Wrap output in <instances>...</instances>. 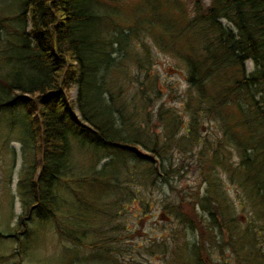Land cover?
<instances>
[{
    "label": "trees",
    "instance_id": "1",
    "mask_svg": "<svg viewBox=\"0 0 264 264\" xmlns=\"http://www.w3.org/2000/svg\"><path fill=\"white\" fill-rule=\"evenodd\" d=\"M136 1L147 12L128 20L106 8L119 0H18V12L0 19L7 44L0 50V112L24 108L42 164L23 170L20 193L23 186L28 190L18 219L46 212L59 236L110 258L114 250L87 240L99 234L100 216L111 215L90 204L92 198L105 206L95 197L129 198L134 184H170L183 170L173 158L176 149L197 165L200 178L196 190L178 191V201L162 211L172 210L197 234L178 258L231 264L206 254L208 244L223 242L235 257L246 254L241 264L264 263L257 247L264 232V0H209L206 6L198 0ZM142 31L183 87L161 80ZM248 61L254 65L249 73ZM70 133L109 160L97 170L103 158L97 155L87 173H71ZM140 165L146 169L137 175ZM62 180L76 203L56 193ZM82 188L90 195L85 201L78 196ZM141 203L148 205L143 197Z\"/></svg>",
    "mask_w": 264,
    "mask_h": 264
},
{
    "label": "rangeland",
    "instance_id": "2",
    "mask_svg": "<svg viewBox=\"0 0 264 264\" xmlns=\"http://www.w3.org/2000/svg\"><path fill=\"white\" fill-rule=\"evenodd\" d=\"M198 1L205 6L209 4V0ZM187 2L189 3V0ZM140 7L136 0H119L116 4L106 6L109 10L116 11L125 20H128L134 13L147 12L148 7L144 6L143 11ZM19 8L18 0H0V19L13 15L18 12ZM134 8L141 10L133 11ZM141 33L143 40L153 49L161 80L163 82L175 80L177 85L183 87L182 80L169 76V72L163 68L164 62L168 60L167 56L158 52L148 35H145L143 31ZM4 35L5 32L1 29V54L5 52L4 47L7 46ZM5 54H8V51ZM245 66L247 73L254 69V65L250 61L246 62ZM76 96L77 88L73 86L69 92L70 101L75 103ZM162 100L168 103L167 98ZM175 105L181 107L178 102ZM74 113L76 118H80L76 106ZM29 130L26 112L22 106L17 105L13 110L7 109L0 112V264H116L115 261L125 264L127 261L134 260L142 264H185L178 257H181L180 254L186 251V246H189L186 243L190 244L192 241H196L197 234L196 232L191 233L183 227L182 223L177 222L172 210L168 209L166 213L162 211L168 203L173 204L178 201V191L181 190L183 194H188L197 189V185L200 183L199 169L192 160H187V156L174 149L173 158L176 162H182L183 170L178 176L169 179L170 184L162 183L161 185L159 182L155 185L134 184L131 187V190L134 191L132 197H122L121 193L118 196L114 195L115 193L109 195L113 198L117 196V203L112 205H108V203L111 204L113 198L110 200L106 194L95 197V200L101 198L105 206L98 204L101 201H95L97 203L95 204L94 198L91 197L90 204L111 215L105 216V218L100 216L97 220L99 234L94 237L90 236L92 235L90 233L87 240L89 241V237L96 238L102 241L105 247L114 250L109 258L104 251L88 246H79L69 242L66 237L59 236L46 212L40 216L36 211H33V219H24L23 223L18 219V215L22 212L21 200L26 197L28 190V187L23 186V190H21L23 194L20 193L23 170L30 169L34 163L38 162L42 166L41 157L34 154L35 142L31 139ZM70 142L72 146L69 158L76 163V167L70 169L73 174H77L78 171L87 173L93 164H97V155L103 156L100 158L101 160H98L99 164L95 166L97 170L109 160L108 153L103 154L102 151L99 154L94 153L93 149H89L87 145H79L75 135L71 133ZM142 169L146 168L140 165L137 175ZM222 177L225 180L226 193L234 199V187L225 175ZM67 182L66 180L58 182L57 186H60V190L56 193L67 202L76 203V197L69 194ZM203 188L204 185H202ZM85 192L86 190L82 188L80 190L82 194H77L84 201L90 196ZM142 197L148 203L147 207L141 203ZM65 202L63 203L66 204ZM114 205L116 206L113 207ZM68 208L69 206L65 207V209ZM237 213H235V218L240 216L239 212ZM24 223L28 229L26 234L22 232ZM257 243L258 249L264 253V232ZM207 248L208 253L206 254L213 261L223 260L231 264H241L248 258L243 252L238 258L235 257L233 250L226 248L223 242L218 245L208 244ZM208 258L205 257L203 260L208 261Z\"/></svg>",
    "mask_w": 264,
    "mask_h": 264
}]
</instances>
